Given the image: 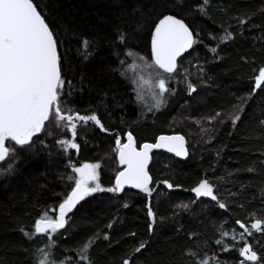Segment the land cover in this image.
<instances>
[{
  "label": "trees",
  "instance_id": "16d2710c",
  "mask_svg": "<svg viewBox=\"0 0 264 264\" xmlns=\"http://www.w3.org/2000/svg\"><path fill=\"white\" fill-rule=\"evenodd\" d=\"M34 2L40 5L42 14L47 13L46 19L64 40L60 48L62 72L73 86L71 94L62 97V107L67 102L83 113L98 112L108 131L87 124L91 128L76 137L80 151L70 149L68 155L56 141L68 139L71 132L54 125H47L53 135L40 134L34 139V147L21 148L13 141L7 142L16 151L0 163L8 166L15 161L12 170L0 176V264H34L36 250L47 242V236L30 241L24 232L32 233L42 211L58 209L71 191L74 181L68 176L74 174L69 159L75 165L99 161L101 187L114 186L117 173L124 167L119 164L115 141L119 136L125 140L129 131L138 145L154 142L164 133H182L189 156L182 160L165 151L153 153L150 196L140 189L125 188L118 193H93L80 201L66 230L53 236L57 264L66 257L77 264V250L89 238L95 241L89 250L94 264H123L125 259L129 264H195L194 258L186 254L187 249L198 251L201 257L207 253L227 264H240L244 257L239 256L238 249L245 241L236 242L232 236L222 238L221 232H242L237 220L249 226L255 218L264 220V87L247 99L264 66V0H211L206 15L180 10L178 16L195 35L199 33L200 42L179 59L174 73L180 77L177 89L159 108L138 101L127 77L135 54L151 58V20L155 19L152 15L147 24L138 27L133 9L140 5L147 11L157 0ZM199 2L188 0V8H195ZM247 16L251 20L241 31L235 18ZM222 25L233 39L218 46L213 36L224 35ZM117 28L129 34L127 47L114 43ZM78 37L96 41L90 49L94 55L87 60L78 51ZM116 51L120 52L119 59ZM129 51L131 56L126 55ZM120 60L125 64L121 65ZM189 82L196 86L193 93L189 92ZM237 112L241 118L234 125L231 117ZM216 113L221 115L208 119ZM250 168L254 171H248ZM203 179L214 186L219 201L227 205L225 209L192 194L191 189ZM164 181L174 188H167ZM149 203L156 214L151 234ZM253 232L264 237V230ZM192 233L196 235L190 236ZM252 238L245 239L258 256L264 257V238L259 242H252ZM219 239H223L221 245L216 244ZM141 242H147L145 248L134 253ZM225 245L229 246L227 252L222 251Z\"/></svg>",
  "mask_w": 264,
  "mask_h": 264
},
{
  "label": "snow or ice",
  "instance_id": "6c2138e0",
  "mask_svg": "<svg viewBox=\"0 0 264 264\" xmlns=\"http://www.w3.org/2000/svg\"><path fill=\"white\" fill-rule=\"evenodd\" d=\"M210 6L211 0H200L195 8H188V0H157V3L147 11L140 5L133 9L138 17V27H143L149 22L150 16H155V19L151 20V25L154 27L151 32V56L153 64L163 73H176L178 58L200 42L197 39L199 33L194 36L184 19L178 18L180 10L198 11L202 15H206ZM173 12L176 14H171ZM46 16L47 13L42 14L40 5L34 0H0V162L6 161L16 151L15 148L6 146L7 141H14L15 145L21 148L34 147V137L39 139L38 134L53 135L47 125H54L61 131L71 132V139L56 141L66 154L69 149L79 152L80 145L76 142L78 124L87 125L91 121L98 125L102 131H108L95 113L81 115L71 108L62 107V97L71 94L70 89L73 85L72 81L65 80L63 77V58L60 48L64 45V40L58 37ZM235 19L237 27L243 31V28L251 20V16ZM221 27L224 35L219 38L213 36L214 40H218V46L219 43L233 39V34L223 25ZM115 35L114 43L127 47L129 34L123 29L117 28ZM73 38H77L75 34H73ZM78 39L81 44L78 51L87 60L94 55L90 49L96 41L89 40L87 37H78ZM212 51L215 52L216 49L213 48ZM114 54L119 59L120 52L116 51ZM126 55L131 56L132 52L129 51ZM119 62L121 65L125 64L124 60ZM141 80L143 81V77ZM143 82L149 83V81ZM155 87L158 89L156 106L159 108L164 103L165 93L169 92L165 78H159ZM262 87H264V66L259 69V74L255 77V88L252 93L248 94L247 99H251L256 89ZM66 88L69 89L68 92H65ZM188 89L190 93H193L196 91V86L189 82ZM247 99L241 98L244 103H247ZM240 111H243V105L240 106ZM220 115L221 113H216L214 117L208 119L214 120ZM240 118V113L237 112L231 117L232 123L235 125ZM261 123L264 124V121ZM126 135L127 143H121L119 137L115 141L119 164L124 167L117 173L113 187H101L98 172L99 163H83L77 167L69 159V165L74 175H69L68 180L74 181V187L59 203L58 209L53 207L42 211L40 217L35 220L32 233L24 232L30 241L44 235L47 236V242L36 250L38 255L34 257V264H57L54 259V250L57 244L53 236L58 234L59 230L65 229L70 219L68 213L72 212L85 197L97 192L118 193L124 189L125 185H131L150 196L152 194V189L149 187L152 183V176L148 171L150 152L153 149H166L178 157L188 155L185 138L179 134L160 135L155 143H144L139 149L132 132L129 131ZM43 143L44 141H41V144ZM14 163L15 161H13ZM13 164H9L7 169H0V172L11 171ZM248 171L251 172L254 169L250 168ZM164 183L169 188L173 187L168 181H164ZM191 191L196 194L197 198L210 197L217 202L221 209L227 207L225 203L219 201L214 194L213 185L207 179L201 180ZM181 207L187 209L188 205H181ZM49 212L53 215H49ZM147 216L151 220L148 225L151 234L155 231L153 226L156 224V214L150 206ZM236 224L243 229L240 236L245 241L243 247L238 249L239 256L244 257L240 264H246L249 261L262 264L264 257L258 256L253 245L245 239L246 236H252V231L239 220L236 221ZM108 227L111 228L112 225L109 224ZM250 228L257 232L264 230V220L255 219ZM21 231L24 230L21 229ZM228 235L229 233L226 231L221 232L222 238ZM104 238L107 239V235ZM233 239H235L234 235ZM94 242L93 238H89L77 250L79 256L77 264H84V262L94 264L89 252ZM146 243L141 242L134 249V253H139L141 249H144ZM222 243L223 239L216 240L217 245ZM222 251H229V246L225 245ZM186 254L194 258L195 264H227L226 261L216 259L215 255L210 257L205 253L201 257L200 253L193 249H187ZM59 264H71V259L66 257ZM123 264H129V259H125Z\"/></svg>",
  "mask_w": 264,
  "mask_h": 264
},
{
  "label": "rangeland",
  "instance_id": "374dc122",
  "mask_svg": "<svg viewBox=\"0 0 264 264\" xmlns=\"http://www.w3.org/2000/svg\"><path fill=\"white\" fill-rule=\"evenodd\" d=\"M134 60V65L130 66V70L128 69L127 71V77L129 78V80L131 81L132 84H134V87L136 88V92L139 96V100L140 102H142L144 104V106H151V105H156V101L158 98V89L155 87L156 82L159 78H165L166 80V86L169 89V92L165 93L164 96V102L165 99H167L174 91H176L177 89V79L179 80L180 77H178L177 74H167V73H163L160 69H158L154 64L153 61L151 60V58H148L145 55H141V54H135L133 56ZM131 76V77H130ZM141 77H143V81H149V83H144L141 80ZM133 81H136V83H133ZM161 107V106H160ZM88 128L86 127V125H82L79 127L78 129V133L82 134L83 131ZM90 128V127H89ZM68 138V137H66ZM71 136L68 138L70 139ZM191 149V148H190ZM70 150V149H69ZM68 150V152H69ZM73 158V157H71ZM75 159V158H73ZM75 162V161H73ZM84 163H99V161L97 162H84ZM83 164L82 163H78L77 165ZM101 166V164H100ZM8 166L6 165H0V169H7ZM6 172V171H5ZM5 172H0V176L4 175ZM99 172V177H100V168L98 169ZM74 187V186H73ZM72 190V189H71ZM257 219V218H255ZM253 219V220H255ZM243 224V222H242ZM246 227L249 228L250 231H252V242L253 241H257L259 242L260 239L264 238L261 237L259 235L255 236V233L253 232V230L250 228V226L248 224L245 225ZM240 231H243V229L239 228ZM228 236H235V240L236 242H238L239 240H241V236L240 233H235L233 230H230Z\"/></svg>",
  "mask_w": 264,
  "mask_h": 264
},
{
  "label": "water",
  "instance_id": "95a60500",
  "mask_svg": "<svg viewBox=\"0 0 264 264\" xmlns=\"http://www.w3.org/2000/svg\"><path fill=\"white\" fill-rule=\"evenodd\" d=\"M172 14V13H171ZM178 18H181V17H179L178 16ZM183 19V18H182ZM185 21V20H184ZM185 23L186 24H188L186 21H185ZM188 26H189V28L192 30V28L190 27V25L188 24ZM153 30H154V28H153ZM193 31V30H192ZM193 34H194V31H193ZM194 36H195V34H194ZM194 46V45H193ZM192 49V48H191ZM191 49H189V50H187V52H185L183 55H182V57L185 55V54H187L188 52H190L191 51ZM150 56H151V39H150ZM181 58V57H180ZM180 58H178V61H177V63H178V68H179V59ZM151 59H152V61H153V58H152V56H151ZM157 67V66H156ZM158 68V67H157ZM159 69V68H158ZM178 70V69H177ZM162 71V70H161ZM177 134H179V135H182V136H184L182 133H172V134H166V133H164V134H161V135H177ZM40 134H38V136H39ZM160 136V135H159ZM158 136V137H159ZM134 137V136H133ZM157 137V138H158ZM184 138H185V141H186V148H187V150H188V147H187V140H186V137L184 136ZM34 139H35V137H34ZM134 139H135V137H134ZM135 141H136V139H135ZM8 142V141H7ZM7 142H6V146H8V144H7ZM14 142V141H13ZM156 142V140L154 141V142H150V141H147V142H144V143H155ZM125 143H127V141L125 142ZM143 143V144H144ZM142 144V145H143ZM142 145H141V147H142ZM136 146H137V143H136ZM9 147V146H8ZM140 147V148H141ZM137 148L139 149V147L137 146ZM156 151H165V152H167V153H169V154H172V155H175L174 153H170V152H168L166 149H153L152 150V152H150V160H149V163H148V171H149V168H150V165H151V162H152V159H153V153L154 152H156ZM176 156V155H175ZM188 156H189V151H188V155L186 156V157H178V158H180V159H182V160H186L187 158H188ZM0 163H2V162H0ZM82 164H80V165H77V167H79V166H81ZM149 174L151 175V173H150V171H149ZM152 176V175H151ZM204 180V179H203ZM169 182V181H168ZM169 183H171V182H169ZM152 184H153V177H152V183L149 185V187H151L152 186ZM199 184V183H198ZM197 184V185H198ZM164 185L167 187V188H169L168 187V185L167 184H165L164 183ZM197 185H195L194 187H196ZM193 187V188H194ZM125 188H134V187H132L131 185H125L124 186V189ZM174 187H172V188H169V189H173ZM213 188H214V186H213ZM123 189V190H124ZM137 189V188H136ZM122 190V191H123ZM192 192V191H191ZM192 194L193 195H195L196 196V194L194 193V192H192ZM214 194L218 197V199H219V196L217 195V193H216V191H215V188H214ZM201 198H206V199H209V200H212L210 197H199L198 199H201ZM213 201V200H212ZM214 202H216V201H214ZM150 206V203L148 204V207ZM77 207V206H76ZM76 208H74L72 211H74ZM71 213V212H70ZM70 213H68V215L70 214ZM250 244V243H249Z\"/></svg>",
  "mask_w": 264,
  "mask_h": 264
},
{
  "label": "flooded vegetation",
  "instance_id": "af4514ba",
  "mask_svg": "<svg viewBox=\"0 0 264 264\" xmlns=\"http://www.w3.org/2000/svg\"><path fill=\"white\" fill-rule=\"evenodd\" d=\"M130 81V80H129ZM130 87H131V90H132V92L134 91V85H132V84H130ZM67 90H68V88H67ZM65 91H66V89H65ZM66 101V100H65ZM66 107L67 108H71V109H73L75 112H79L81 115H91L92 114V112H87V113H83V111H79L77 108H75L72 104H68L67 102H66ZM93 113H95L97 116H98V118L100 119V121H101V118H100V116L98 115V112H93ZM101 123H102V121H101ZM87 124H90V125H92V126H96V127H99L98 125H95L94 124V122H91V121H89ZM78 129H79V124H78V126H77V134H78ZM133 134V133H132ZM133 136L135 137V139H136V136L133 134ZM119 138H120V140H121V143H125L126 141H127V138L124 140L122 137H120L119 136ZM71 139V138H70ZM76 142L80 145V143L76 140ZM136 143H137V140H136ZM144 143V142H143ZM142 145V144H141ZM141 145H138L137 144V146L140 148L141 147ZM75 150V149H74ZM79 151H80V149H79ZM76 152H77V150H76ZM78 153V152H77ZM84 163V162H83ZM75 211V210H74ZM74 211H72L69 215H68V217H70V219H69V223H70V221H71V218H72V215H73V212ZM68 223V224H69ZM67 224V225H68ZM66 225V226H67ZM66 226H65V228H66ZM64 229H61V230H59V232H61V231H63Z\"/></svg>",
  "mask_w": 264,
  "mask_h": 264
},
{
  "label": "bare ground",
  "instance_id": "6f19581e",
  "mask_svg": "<svg viewBox=\"0 0 264 264\" xmlns=\"http://www.w3.org/2000/svg\"><path fill=\"white\" fill-rule=\"evenodd\" d=\"M128 76V75H127ZM131 77V76H130ZM129 81V80H128ZM132 85H134V84H132ZM136 89V88H135ZM134 89V90H135ZM138 101H140V100H138ZM86 127H88L89 128V126H86ZM91 128V127H90ZM39 144V143H38ZM70 154H71V152H70ZM68 155V154H67ZM74 155V154H73ZM75 156V155H74ZM70 157V156H69ZM73 157V156H72ZM74 158V157H73Z\"/></svg>",
  "mask_w": 264,
  "mask_h": 264
}]
</instances>
